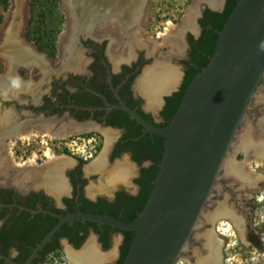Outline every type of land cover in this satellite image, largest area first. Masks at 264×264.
<instances>
[{"label": "flooded vegetation", "instance_id": "af4514ba", "mask_svg": "<svg viewBox=\"0 0 264 264\" xmlns=\"http://www.w3.org/2000/svg\"><path fill=\"white\" fill-rule=\"evenodd\" d=\"M69 1L73 0H52L51 5H59L63 13L59 23L51 28L54 30L43 32L46 39L43 49L40 50L34 41L36 55L43 63L31 60L22 65L21 70L25 75L24 77L22 72H19L24 82L22 90L18 94L8 96L7 100L0 101V113H4L6 108L10 114L17 117L16 126L19 129H22L27 118L30 119L27 115L36 120L40 116H67L81 122L91 121L93 126L83 128L84 132L81 130L82 133L76 135L90 136L94 143H91V147L87 146L89 156L74 154L77 159L68 158L69 163L63 173L66 190L62 193L52 192L46 185L30 187L11 181L14 170L5 166L11 159L17 162L18 148L14 149V153L10 151L12 148L9 138L14 135L3 134V128H0L1 164L4 159L3 166L0 165V264H71L69 251L79 254L87 248L91 240L95 243L97 251H100L99 254L108 257L101 260V264L119 263L125 235L114 227L104 228L103 224L98 230L86 224L84 220L66 222L41 245L59 222L58 217L49 212L67 215L78 211L91 212L98 207L107 206L122 213L127 208L125 200L141 195L143 185L138 180L143 177L144 169L154 164V155L149 151L146 157H141L140 162L138 161L141 136L136 133L143 126L116 105L125 104L154 125L165 123L166 108L174 102L175 95L181 91L195 70H199L211 56L207 43L208 34L213 29V20L209 19L211 22L208 21L207 26L201 21L207 20L209 12L210 16H213L225 10L218 12L208 6L202 8L194 29H188L182 37L183 47L175 52L167 42L170 39L164 40L167 27L164 31L158 30L160 15L154 9L157 0H137L141 5L135 9L132 20L127 18L134 10L130 6L132 0H97L99 3H87L85 5L89 10L85 14L90 19L89 30L85 29L86 25L77 30L71 27V16H78L81 8L73 11L71 15L67 5ZM84 1L89 2L83 0L82 3H85ZM28 5L31 7V0ZM186 15L176 23H164L179 26L184 22ZM32 17L30 9L28 22ZM76 26L79 28L78 21ZM212 32L216 30L213 29ZM131 35L137 41L131 43L133 49H130V53L127 52L126 46H117L112 42V36H124L128 39ZM120 49L123 53L125 51L123 57L116 54ZM153 65L172 66L176 69L178 78L175 86L163 91L159 101L151 106L147 96L140 90V80L145 71L154 67ZM262 112L264 104L252 100L247 113L251 116L250 120L257 121ZM38 121L34 125L39 124L41 127L42 123ZM107 131L112 134L109 143L104 142ZM142 133L148 131L144 128ZM153 148V144L147 146V150ZM238 152L246 158L247 154L243 150H237L235 155L232 154L233 157H238ZM101 155L105 157V168L95 172L92 165ZM237 159L233 158L241 163ZM25 161L22 158V163ZM34 161L37 167L46 165ZM244 165L247 171L257 175L258 179L249 183L235 174H226L224 168L221 170L199 223L182 254L188 264H196L199 259L209 255L208 235L214 238L221 264H226L227 255L230 253L227 232L230 230H233L239 242L234 251L258 253L261 258H251H257L259 262L256 264H264V225L258 226L256 221V200L264 190V170L261 173L259 169L264 166V162L263 166H258L255 160L251 159ZM120 166L127 167V179L116 182L108 190L93 193L90 191L91 187L99 184L98 179L103 174ZM4 171H7V174ZM92 179L95 181H91ZM129 181L133 183V187L126 188L125 184ZM218 208H227V211L220 213ZM212 215L216 216L215 219ZM116 235H119V241L114 252L110 247ZM220 240L221 244L218 243Z\"/></svg>", "mask_w": 264, "mask_h": 264}, {"label": "water", "instance_id": "95a60500", "mask_svg": "<svg viewBox=\"0 0 264 264\" xmlns=\"http://www.w3.org/2000/svg\"><path fill=\"white\" fill-rule=\"evenodd\" d=\"M225 3L226 0H219L218 6L213 7L203 0H193L191 7L194 9V22H197L202 8L208 6L221 12L225 9ZM187 31L183 30L182 37ZM14 37L20 40L17 34ZM2 54L5 53L0 51V58H4ZM28 62L30 60H21L12 66V70H15L12 75L21 84L17 94L24 83L18 69ZM4 75L0 73L1 78ZM263 80L264 0H239L218 32V40L209 62L192 79L167 125H154L125 104L116 105L148 132L164 137L157 176L139 215L127 221L93 212L78 211L67 215L49 212L58 217L59 222L41 245L64 223L84 220L135 231L122 264H176L199 223L226 157L241 150L236 146L245 128L252 124L253 140H264L261 127L264 112L257 117V121L247 122L251 101L264 104L259 99L264 96V85L261 86ZM13 85L7 78L0 81V101L8 99L10 95H5L4 90L10 88V91H14ZM27 117L30 119L27 118L22 127L30 131L36 129L75 133L93 126L91 121L81 122L67 116H40L37 119L42 123L39 127V124L34 125L36 119L29 115ZM16 125L13 114L8 111L0 113L1 133L20 134L21 129ZM66 167L52 169L47 177H54L60 171L64 179ZM102 178L98 179V183Z\"/></svg>", "mask_w": 264, "mask_h": 264}, {"label": "bare ground", "instance_id": "6f19581e", "mask_svg": "<svg viewBox=\"0 0 264 264\" xmlns=\"http://www.w3.org/2000/svg\"><path fill=\"white\" fill-rule=\"evenodd\" d=\"M88 1L89 2L84 1L85 3H82L83 0H73V1H69L67 3L68 8H69V12L71 15L73 14V11H76L77 9L80 10V8H81V10L78 14L79 17L73 16V15L71 16L72 17L71 27H74L75 30L80 29L84 25H86L85 29L89 30L88 25H89L90 19L85 14V12L89 9H87V7H86L87 5H85V4L90 3V2H91V4H95V3H99V1H97V0H88ZM136 1L132 0V3L130 2V6H131L132 10L133 9L134 10L128 14L127 18H130L131 20L135 16L134 15V13L136 11L135 9L141 5V4H139L138 1H137L138 3ZM203 1L208 2L213 7H217L219 4V0H203ZM17 4L19 5V3H17ZM193 14H194V9L191 7L189 12L187 13L186 17L184 18V22L182 24L180 23L181 25L173 26V24H171V23H169L167 25V28L165 30L167 32V34L164 35V40L170 39V41H167V42L170 43L169 45H171V48L175 52L180 51L181 48L183 47V43H182V32H183V30L184 29H194L195 22L193 20ZM13 18H15V17H13ZM77 21H78L79 28H78V26H76ZM9 23H10V21H9ZM10 33H11V30H9V29L7 31H5V33L2 36L3 41L0 45V47H4L5 50H8V51L10 49L12 50V52L9 53V54H11L9 56L10 57L12 56V58L11 59L8 58L9 62H10L9 66H8V74L6 76H2L3 78L0 77V81L2 79L7 78L11 83L15 82L14 85L12 86V89L14 91H10V88L5 89L4 90L5 95H8V93H9V95H15L16 92H18L17 90H20V88H21V87H18L21 84L19 82L17 83V81L14 78V75H12V72H13L12 64H13L14 58L15 59L17 58L16 60H19V61H21V60H24V61L30 60L31 61V60L36 59L35 61L43 63L41 58L39 56H35V54L29 48H27V47L24 48V46L18 47L19 44L21 45V41H19L17 38H13ZM112 37H113L112 42H115V44H117V46L119 44L126 46V50L129 53L133 49L132 48L133 46L131 43L134 41H137V39H135V37H133L132 35L128 39L124 38V36L123 37L112 36ZM10 39H13V41H10ZM65 39H66V37H65ZM66 41H68V39H66ZM130 45H131V47H130ZM65 46H67V42H66ZM68 51H69V49H68ZM66 52H67V50H66ZM124 53H125V51H124ZM124 53H123V50L120 49V51L116 54H117V56L123 57ZM153 66L154 67H151L150 69L145 71L146 72L145 75L140 80V90L147 96L148 102L150 103L151 106L153 104H156L159 101V96L163 91H166L167 89L175 86V84L177 83L176 82L177 78H178L177 71L172 66H169V65H163V66L162 65H157V66L153 65ZM8 76H10V78ZM259 99L264 102V96H260ZM261 127L264 131V117H263V122H261ZM42 132H46L47 134L50 133L52 135L54 134V136H58V137H66L69 135L82 133L81 130H79V131L77 130L75 133H61V132H57V131L53 132V131H48V130H43ZM83 132H84V130H83ZM22 133L29 138H32L35 135V134H32L30 129L25 127V126L22 127V129H21L20 134H22ZM252 133H253V126L251 124V126H249L248 128H245V133L242 135L240 142L237 144L236 148L237 149L240 148L241 150H243L247 154L245 162H249L251 159H253V160H255V162L259 166V165H262L264 162V140H262L260 142H256L255 140H253ZM105 134L107 136V143H108L110 141V135H112V134H110V132H108V131L105 132ZM0 141L2 142L1 138H0ZM229 158H230V155H228L226 157L225 162H224L223 167H222V169L224 168L226 174H232L233 176L235 174L237 177H240L241 179H243L244 181H247L249 183H254L255 180L258 179L257 176L252 175L247 171V169L245 168V165H244L245 162H243V164H242V163H238L235 160H233L231 158L229 159ZM104 159H105L104 155H101L96 160V162L92 165V170H94L95 172L96 171H103L105 168ZM3 161H4V159H3ZM3 161H2V164H3ZM0 162H1V159H0ZM12 162H13V160H10V164L7 165L11 170L13 168H15L16 166H19L16 163L12 164ZM68 163H69V161L67 158H61V159L57 158V159H52L51 161H49L46 165H44L42 167H37L35 165L34 161L30 160V161L26 162L25 164L20 165L21 168L18 171L14 170V173H12V175H11V178H12L11 181L12 182L14 181L15 183L23 184L24 186L26 184L30 187L31 186L37 187L39 185H46L50 191L62 193L66 190V185H65L64 179L61 176L60 171H59V173L54 174V177H51V178L47 177V174H49V172L52 169L53 170L56 168L60 169V168L64 167L65 165H68ZM7 166H6V168L9 169ZM4 172H5V174H7V171H4ZM5 174H3V175H5ZM127 174H128L127 167H125V166L116 167V169H114L109 174L102 176L103 178L101 179V181L99 183L100 185L93 186L90 191H92V193H93V192L98 191V190H108V189L112 188L118 180L123 181V180L127 179L126 178ZM226 209L227 208H225V209L220 208L218 210V212L220 211V213H224L225 212L224 210H226ZM230 216H232V215H230ZM215 217L216 216H213L214 219H215ZM208 237H209L208 238L209 241L207 242L208 243L207 246L209 248V252H208L209 255L206 256V258L199 259L196 264H221L220 253H219V251L217 253V250H216L217 246H216V243L214 241V238L211 235H208ZM218 243L221 244V240L218 241ZM219 250H220V248H219ZM98 251L96 249L95 243L91 240L89 242L87 248H85L83 252H81L79 254H75V253L72 254V252L69 251L70 262H71V264H99V262L101 260L108 258V257L103 256L102 254H99L100 251L99 252ZM206 255H207V253H206Z\"/></svg>", "mask_w": 264, "mask_h": 264}, {"label": "rangeland", "instance_id": "374dc122", "mask_svg": "<svg viewBox=\"0 0 264 264\" xmlns=\"http://www.w3.org/2000/svg\"><path fill=\"white\" fill-rule=\"evenodd\" d=\"M192 2L193 0H157L154 9L158 12V15H160L158 17V22H157L158 23L157 25H159L158 30L164 31V28L167 27V24L164 23L165 21H172L174 23L179 21L184 14H187L189 12ZM17 3H19V5ZM29 3L30 0H0V45L3 41L2 40L3 34L5 33V31L9 29L11 30L10 34L13 38H15L14 37L15 34L19 36V39L21 40V45L17 44L18 47H22V46H24V48L27 47L35 54V56H37L36 55L37 52L35 51V46H34V41L36 39L34 37L42 34L45 31L47 32L49 29L54 30V28L53 29L51 28L59 23L63 11L61 10V7H59V5L52 6L51 5L52 0H31V7H29L28 5ZM30 9L33 17L32 20L28 22L30 19L29 18ZM57 16L60 17L58 18ZM10 41H13V39H11ZM22 41L24 45L22 44ZM10 50L8 51L5 50L4 47H0V51L5 53L2 54V57L4 58H0V73L5 74L4 76L8 74V66L10 64L9 59L12 58V56L11 57L9 56L11 55L9 53L12 52V50L11 51ZM16 59L14 58L12 66L15 65L17 61L21 62ZM21 69L22 68H19L18 72L21 71L23 74L24 71H22ZM23 76L25 77L24 74ZM4 110L5 112L8 111L6 110V108ZM248 117H247V122L248 121L250 122L251 116L248 115ZM31 132L32 134H35L32 138L25 136L23 133L14 135L9 138L10 148H12L10 151L13 152L15 151L14 150L15 148H18L16 149L17 159L15 158L17 162H15L13 159L11 160H13L12 164L16 163L19 166H16L12 170L18 171L21 168L20 165L25 164L30 160L33 161L36 160L37 163L47 164L52 159H57V158L61 159L67 157V159L69 158L71 160L72 158L77 159L76 156L77 154H84L83 156H89V148H87V146H89V143L87 140L89 139L90 136L73 134L66 137H58V136H54V134L53 135L50 133L47 134L46 132H42L41 130H36V129H33V131ZM104 142L105 143L107 142V136L105 137ZM99 143H101V140L99 141ZM22 158L26 160L23 163H22ZM230 158L232 159L238 158L239 160L238 159L237 160L240 161L241 163H243L244 159L246 160V158L243 157V155L240 153L238 154V157L237 156L233 157V155H231ZM8 164H10V162H8ZM0 165L3 166L1 162ZM114 169H116V167ZM113 170L109 172H112ZM259 170H261L262 173V170H264V166L261 167ZM96 172H100V171H96ZM109 172L103 174V176L109 174ZM91 181H95V179H92ZM125 186L126 188H131L133 187V183L129 181L127 184H125ZM256 207H257L256 221L258 223V226L264 225V190L261 193H259V198L256 200ZM232 231L233 230H230L228 232L225 231L227 232V234H229L228 241L230 243V246L228 248V252L230 253L227 255L228 260H226L225 263L226 264L258 263L259 261L257 260V258H251V256L253 257L257 256L258 258H261L262 256L259 255L258 253L251 254L246 252L242 253L239 250L234 251V249H236L239 246V242L237 241L238 239L237 236H235ZM118 237L119 235L115 236V241L117 242L114 241L110 247V249H112L114 252L116 251L117 248L116 246H118V241H119ZM176 264H188V263L185 260V258H183L182 256L176 262Z\"/></svg>", "mask_w": 264, "mask_h": 264}, {"label": "trees", "instance_id": "16d2710c", "mask_svg": "<svg viewBox=\"0 0 264 264\" xmlns=\"http://www.w3.org/2000/svg\"><path fill=\"white\" fill-rule=\"evenodd\" d=\"M239 0H227L226 6H225V10L221 13H216L213 16H210L211 13H208L207 20H202V24L204 26H207L208 21H210L209 19H212L213 21V29L216 30V32H212V30L210 31V33L208 34V50L209 52L213 53L217 40H218V32L222 29L224 23L226 22L227 18L229 17L230 13L233 11L234 7L236 6L237 2ZM211 22V21H210ZM36 40V43L38 44L39 48L42 49V46L44 44L45 37L43 36V33L34 37ZM210 59V58H209ZM209 62V60L207 62H205L204 64H202L203 68L204 66L207 65V63ZM201 68L199 70H195V73L192 74V76L186 81V83L183 85V88L181 89V91H179L174 98V102L170 103L169 107L166 108L165 110V115L167 117V120L165 123L159 124L158 126H165L169 123V121L172 119V117L174 116L175 112L177 111L185 93L186 90L190 84V82L192 81V79L195 77V75L201 70ZM144 131V128L141 127V129L137 130L136 134H139V136H141V140H140V145H141V150L138 152V156L137 159L138 161L141 160V157H146L145 155L147 154V152L150 154L154 155V164L148 168V169H144L143 172V177L141 179L138 180L139 183H142L143 188L141 191V195H139L137 198H128L127 200H125L126 202V210L124 212H117L116 210H114V208H108L107 206L104 207H98L96 210H92L91 212L93 213H98V214H107V215H111L114 216L116 218L119 219H123V220H133L135 219L139 213L142 211V209L144 208L150 193L152 191L153 185H154V181L156 179L157 176V172H158V168H159V163L161 161V157H162V152H163V148H164V137L162 136H158V135H152L151 133H142ZM142 134V135H141ZM150 144L154 145V148L152 150L148 149L147 150V146H149ZM147 150V151H146ZM140 162V161H139ZM82 221H78V223H81ZM86 224L88 225H92L94 227H96L99 230V227L101 224L99 223H95V222H90V221H85ZM104 228H110L112 226L110 225H105L103 226ZM117 229V228H116ZM118 231H121L122 233H124L125 235V240L124 243L121 247V259L119 261L118 264H122L129 249L131 246V243L134 239L135 236V231H126V230H120L117 229ZM104 241H106L105 238H103Z\"/></svg>", "mask_w": 264, "mask_h": 264}, {"label": "built area", "instance_id": "2783aa9c", "mask_svg": "<svg viewBox=\"0 0 264 264\" xmlns=\"http://www.w3.org/2000/svg\"><path fill=\"white\" fill-rule=\"evenodd\" d=\"M88 143H89V147H91L92 146V144L94 143V142H92V140L89 138L88 140ZM92 143V144H91Z\"/></svg>", "mask_w": 264, "mask_h": 264}, {"label": "clouds", "instance_id": "9594fccd", "mask_svg": "<svg viewBox=\"0 0 264 264\" xmlns=\"http://www.w3.org/2000/svg\"><path fill=\"white\" fill-rule=\"evenodd\" d=\"M15 83V82H14Z\"/></svg>", "mask_w": 264, "mask_h": 264}]
</instances>
